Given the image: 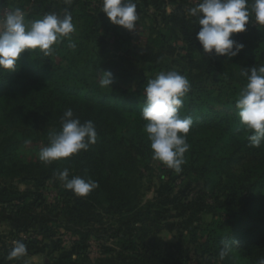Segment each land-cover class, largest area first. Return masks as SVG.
Wrapping results in <instances>:
<instances>
[{"label": "trees", "instance_id": "16d2710c", "mask_svg": "<svg viewBox=\"0 0 264 264\" xmlns=\"http://www.w3.org/2000/svg\"><path fill=\"white\" fill-rule=\"evenodd\" d=\"M134 2L141 17L132 32L109 22L102 0H28L19 7L30 10L28 19L69 12L79 32L72 35L74 49L65 41L53 56L26 50L15 72H0V211L10 221H40L33 231L18 227L27 235L18 240L58 252L47 264H258L264 257V144L249 146L235 102L247 83L241 71L264 66V28L250 22L233 37L243 50L218 57L203 52L198 20L187 14L200 0H173L175 12L167 16L160 0ZM6 5L0 0V15ZM137 35L142 39L134 51ZM62 45L66 65L54 64ZM171 70L190 83L180 114L193 124L180 173L152 159L140 115L147 80ZM101 71L112 73L111 88L100 87ZM68 108L81 122L93 121L97 143L50 165L23 159L20 148L47 146ZM64 167L99 187L76 197L53 177ZM13 181L27 189L19 191ZM170 205L182 209L181 221L160 225ZM170 227L176 244L159 238ZM63 236L77 248L74 254H64ZM91 239L110 240L118 251L92 257ZM224 241L232 248L221 261Z\"/></svg>", "mask_w": 264, "mask_h": 264}, {"label": "clouds", "instance_id": "9594fccd", "mask_svg": "<svg viewBox=\"0 0 264 264\" xmlns=\"http://www.w3.org/2000/svg\"><path fill=\"white\" fill-rule=\"evenodd\" d=\"M71 0H65L70 3ZM103 12L109 22L129 32L135 31L139 15L134 0H102ZM187 14L196 17L200 27L196 34L205 54L218 57H236L244 48L233 37L244 33L246 26L254 22L264 28V0H200L189 9ZM25 12L20 8L7 10L0 15V72H15L22 53L39 50L44 57L51 56L55 46L67 41L68 47L75 48L72 35L76 28L71 13L59 15L49 11L42 18L26 20ZM101 88H111L113 75L101 71ZM247 83L238 94L235 107L241 129L247 135L249 146L260 148L264 144V66L242 70ZM190 91V83L179 71L160 72L155 78L147 80L143 95L145 103L140 111L146 122L144 131L150 141L152 159L162 163L176 173L182 171L185 154L189 151L187 136L192 127L191 117H182L180 109L183 98ZM61 129L49 133V143L42 147L38 159L45 165L64 161L95 145L98 134L91 120L81 122L71 108L62 115ZM54 179L76 197H87L99 187L91 178L70 176L67 167L56 169ZM219 260L229 254L232 244L222 242ZM8 252V261L17 260L27 255V245L22 240L13 242ZM258 264H264V257Z\"/></svg>", "mask_w": 264, "mask_h": 264}, {"label": "rangeland", "instance_id": "374dc122", "mask_svg": "<svg viewBox=\"0 0 264 264\" xmlns=\"http://www.w3.org/2000/svg\"><path fill=\"white\" fill-rule=\"evenodd\" d=\"M173 0H160L161 4L164 5V10L162 11V14L165 16L167 15H172L175 11V9L172 8V3ZM28 0H7V5L6 8L4 9L2 15L7 11L15 8H19L20 6L24 5L27 3ZM25 12V18L26 20H34V19H28L27 16L30 14V10L23 9ZM139 18L141 17V14L138 13ZM175 15V14H174ZM76 31L75 34H78L79 32V27H75ZM140 30L144 31L141 27H139ZM142 39V35H137L134 37L131 48L134 49V51H138L140 49V43L138 42V39ZM60 45V44H59ZM59 45L55 46V50L58 49ZM66 45H62L61 49H59L58 56L55 57V62L54 64H57L58 62L61 61V56L64 55V48ZM73 52H76L75 50ZM200 53V52H198ZM71 56H74V53L70 54ZM200 55V54H199ZM53 56V54H52ZM62 65H66L61 61ZM80 64V63H79ZM78 64V65H79ZM41 142L37 143H26L24 144L20 150L19 154L20 156L28 161H35L38 159V153L42 147H45ZM13 185L18 188L19 191H25L27 188L23 183L13 181ZM45 196H49V198H53L54 194H48L47 192L44 193ZM151 194H147L146 199H150ZM1 207H5V205L0 206V209H3ZM195 210L191 209L189 210L190 215L192 216L194 214ZM181 214H182V209L181 208H176L173 207V205H170L169 207L165 208V212L162 214V221L159 222L160 225H163L164 223H170V225L174 223H180L181 221ZM170 217V218H169ZM12 217L10 215H6L5 211H0V250L3 251L2 256L0 257V262L4 264H47L52 262L56 256L58 255V252H52L51 249L49 248H44L43 245H27V255L17 259V260H12L8 261L6 259V256L8 252L11 250V248L14 246L13 242L18 240L19 237H22L23 239H26L27 235L22 234L18 232V227L23 226L25 229H32V231L39 226V222L35 220L30 222L28 219H20L16 222V220H11ZM36 225V226H35ZM159 238L168 241L169 243L176 244L177 242V233L174 232L172 227L164 230L160 235ZM63 241H64V254H74L77 250V248H74L71 240L67 236H63ZM89 245V253L90 256L96 257L99 256V253L101 251H105L106 249H115V251H118L117 246H115V243L107 240L102 242L100 241H95L94 239L89 240L88 242ZM102 257V256H101Z\"/></svg>", "mask_w": 264, "mask_h": 264}]
</instances>
